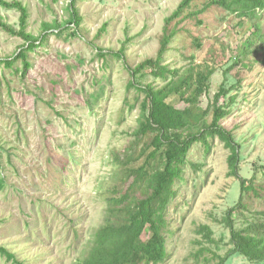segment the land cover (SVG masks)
<instances>
[{
    "label": "rangeland",
    "instance_id": "374dc122",
    "mask_svg": "<svg viewBox=\"0 0 264 264\" xmlns=\"http://www.w3.org/2000/svg\"><path fill=\"white\" fill-rule=\"evenodd\" d=\"M18 1L28 9L27 31L45 36L28 51L32 66L23 75L22 58L5 60L24 40L0 26V245L22 264H79L112 215L110 199L132 190L130 169L162 165L159 154L148 157L151 137L134 135L145 94L129 87V68L157 58L165 20L182 0ZM210 1L196 0L172 22L177 33L164 63L178 76L192 64L215 67L198 105L210 109L224 89L221 123L239 146L240 177L230 174L231 150L218 135L195 140L172 186L168 255L159 264H219L234 248L232 226L264 234V9L251 20ZM72 9L77 26L68 23ZM20 15L0 8L16 29ZM259 23L263 34H252ZM45 25L53 27L44 32ZM144 72L139 81L164 83ZM0 264L16 263L0 254ZM223 264L264 261L233 253Z\"/></svg>",
    "mask_w": 264,
    "mask_h": 264
},
{
    "label": "trees",
    "instance_id": "16d2710c",
    "mask_svg": "<svg viewBox=\"0 0 264 264\" xmlns=\"http://www.w3.org/2000/svg\"><path fill=\"white\" fill-rule=\"evenodd\" d=\"M195 1L182 0L176 11L166 18L157 58H148L135 67H128L132 76L129 87H136L145 94L140 123L134 135L138 140L151 137L147 149L152 150L148 157L152 159L159 154L162 165L153 172L147 169V162L130 169V176L134 178L132 190L143 187L144 194L134 195L129 189L120 196L110 199L108 211L112 215L98 228L88 255L79 264H159L166 260L168 251L164 230L167 226L166 209L174 195L172 186L186 163L191 145L195 140L204 138V133L210 131L225 142L226 147L231 150L228 159L230 174L240 177L239 146L232 132L221 123L228 113L220 105L224 89L220 88L210 109L202 110L198 105L199 99L209 88L210 77L215 67L210 64H192L184 74L178 76V71H172L169 65L164 63V55L177 33V29L175 27L171 29L170 26L175 19L191 8ZM210 3L251 20L258 17L259 10L264 9V0H211ZM2 7L15 8L21 13L19 29L8 25L1 16L0 26L24 40L19 52L12 59L5 61L12 64L22 58L25 75L32 66L28 59V51L36 49L45 34L35 36L27 31L29 13L21 1L0 0V8ZM188 15H192V12ZM80 22L78 12L72 9L68 23L77 26ZM52 27L45 25L44 32ZM54 27L59 25L56 24ZM252 34H263L260 23L256 25V30ZM120 54L126 62L123 51ZM144 70H150L156 78L163 79L164 83L155 85L139 81V76H146L145 72L143 74ZM172 100L183 101L186 105L183 108L179 107ZM210 111L211 121L208 119ZM244 181L242 179L243 187ZM234 210L236 209L230 210V215ZM117 211L122 215L119 219H113L112 216L117 215ZM200 230L212 240L213 231L208 225H202ZM257 231L258 228L253 226L243 230H236L232 226L231 241L234 248L219 264H223L233 253H240L252 261H264V234L261 236ZM0 254L16 264H22L15 253L6 246L0 245Z\"/></svg>",
    "mask_w": 264,
    "mask_h": 264
}]
</instances>
